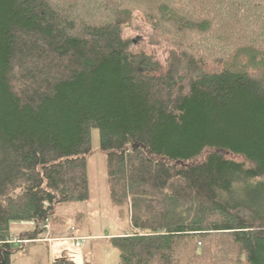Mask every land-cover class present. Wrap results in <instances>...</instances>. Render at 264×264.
I'll return each mask as SVG.
<instances>
[{
  "label": "trees",
  "instance_id": "16d2710c",
  "mask_svg": "<svg viewBox=\"0 0 264 264\" xmlns=\"http://www.w3.org/2000/svg\"><path fill=\"white\" fill-rule=\"evenodd\" d=\"M134 11L164 64L122 38ZM91 129L118 264H264V0H0V264L12 224L88 200Z\"/></svg>",
  "mask_w": 264,
  "mask_h": 264
},
{
  "label": "rangeland",
  "instance_id": "374dc122",
  "mask_svg": "<svg viewBox=\"0 0 264 264\" xmlns=\"http://www.w3.org/2000/svg\"><path fill=\"white\" fill-rule=\"evenodd\" d=\"M152 34V26L139 11H134L132 20L122 27V38L136 42V45L130 48L133 54L144 52L164 64L170 48L166 45L151 44L149 39ZM90 149L91 153L86 160L88 200L57 204L47 220V228L44 231L46 234L49 230V236L57 239L87 236L88 240L79 248L68 239L58 240L53 243V252L47 250V244L34 241L18 245L15 240L19 238L14 235L27 231L28 228L24 227V224L14 223L11 225V241L20 249L12 254L10 264H51L59 257L58 249L76 264H118V251L112 247L109 238L131 232L129 213L127 207H119L110 199L108 163L106 156L100 152L97 129H91ZM63 241L65 242L62 243Z\"/></svg>",
  "mask_w": 264,
  "mask_h": 264
},
{
  "label": "crops",
  "instance_id": "0c3cea01",
  "mask_svg": "<svg viewBox=\"0 0 264 264\" xmlns=\"http://www.w3.org/2000/svg\"><path fill=\"white\" fill-rule=\"evenodd\" d=\"M21 224H24V227H27V231H24V232H19L17 235H14L17 236V238L20 239V236L22 235H25V232H30L34 229V226L31 224V223H21ZM49 230L47 231L46 234H44V232L40 235L39 239L38 240H35L34 242H38L39 244H47V250L48 251H52L53 252V243L57 242L58 240H66L68 239L69 242L70 241H73V239L75 238H81V237H85V238H88L87 236H79V237H65V238H60V239H57L56 237H50L49 234H48ZM65 241H63L62 243H64ZM51 243V244H50ZM59 250V253H58V258H61V257H64L66 256V254L63 252H61L62 250L61 249H58ZM61 252V253H60ZM57 258V259H58ZM56 260V259H55ZM53 262V261H52ZM52 264V263H51Z\"/></svg>",
  "mask_w": 264,
  "mask_h": 264
},
{
  "label": "built area",
  "instance_id": "2783aa9c",
  "mask_svg": "<svg viewBox=\"0 0 264 264\" xmlns=\"http://www.w3.org/2000/svg\"><path fill=\"white\" fill-rule=\"evenodd\" d=\"M44 228H47V226H45ZM88 239L85 238V237H81V238H75L73 239V242L75 244V247L76 248H79L81 247ZM13 241V240H12ZM11 241V243H12ZM16 243H18V245H22V244H25V243H29V242H32V241H28V240H20V239H17L15 240Z\"/></svg>",
  "mask_w": 264,
  "mask_h": 264
}]
</instances>
